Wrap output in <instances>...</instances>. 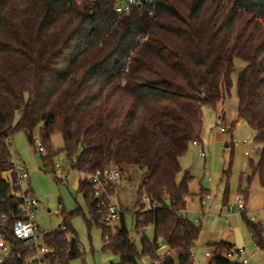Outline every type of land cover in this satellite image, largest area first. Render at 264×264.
Here are the masks:
<instances>
[{"label": "trees", "instance_id": "1", "mask_svg": "<svg viewBox=\"0 0 264 264\" xmlns=\"http://www.w3.org/2000/svg\"><path fill=\"white\" fill-rule=\"evenodd\" d=\"M115 6V0H0V235L11 251L5 264H24L17 256L28 255L14 235L25 212L13 196L10 140L21 131L33 145L37 130L44 170L55 174L54 159L64 154L67 168L82 176L78 193L89 214L79 208L45 233L52 264L83 256L70 225L74 216L101 228L102 251L119 259L112 264L142 258L195 264L201 227L185 215L194 177L186 172L178 182L180 161L191 145L202 144L204 108L217 112L230 98L237 60L246 66L237 75V120L226 133L233 148V131L245 122L261 146L258 162L249 164L251 176L240 177L239 194L246 200L255 178L264 186V0H142L121 15ZM56 135L63 140L59 151L52 144ZM110 166L120 170L119 183L136 185L130 205L116 203V232L105 225L89 184ZM224 178L228 182L230 172ZM115 187L108 188L112 199ZM127 216L142 233L140 252ZM241 217L264 252V223L246 212ZM150 227L153 240L145 235ZM209 248V264H239L225 257L233 245Z\"/></svg>", "mask_w": 264, "mask_h": 264}, {"label": "rangeland", "instance_id": "2", "mask_svg": "<svg viewBox=\"0 0 264 264\" xmlns=\"http://www.w3.org/2000/svg\"><path fill=\"white\" fill-rule=\"evenodd\" d=\"M235 66L230 98L219 105L217 112L211 107L204 108L202 146L191 145L180 161L182 172L178 176V182L186 172L194 177L190 187L191 196L186 200L185 215L191 222L201 227V234L193 251L195 264H209L210 259L207 256L210 253L209 246L222 242L231 244L235 250L245 251L250 256L256 254L249 264H264V252L255 246L241 214L238 215L237 208L238 199H243L255 222L264 223V186L259 180L255 178L251 181L246 200L239 194L240 177L243 175L246 179L251 176L249 164L258 162V150L261 146L255 142V133L245 122H239L233 131L232 136L236 142L233 148L231 136L228 133L222 134L219 129L223 126L227 132L228 126L237 120L236 81L238 73L246 64L237 60ZM218 115L225 117L224 123L219 122ZM35 139H40L38 130ZM244 141L246 144H243ZM52 144L56 151L62 149L61 136H54ZM201 150H204V157L200 155ZM10 152L13 163L23 164L29 172V179L23 182L22 188L31 191L40 204V209L35 214V222L43 232L51 233L59 229L64 216L73 214L79 208L89 217L86 202L78 193L79 180L82 176L67 168L64 154L61 153L54 159L55 179L49 171L44 170L41 154L35 151L25 133L19 131L13 135L10 140ZM225 172H230L228 182L224 178ZM115 185L113 201L130 205L136 185L129 186L125 182H118ZM201 190L204 191L202 194L211 196L205 207L201 204V199L205 200L204 195L203 197L200 195ZM227 192V206H224ZM58 210L62 211V217L55 215V211ZM125 222L130 240L140 252L142 233L135 230L130 216L126 217ZM70 225L77 234L83 254L71 264H112L119 261L113 254L102 251V230L99 226L93 224L88 228L82 216L72 217ZM118 227L120 222L111 229L116 232ZM145 235L149 240H153V228H148ZM164 250L165 248H162L160 253ZM138 264L154 263L142 258Z\"/></svg>", "mask_w": 264, "mask_h": 264}, {"label": "built area", "instance_id": "3", "mask_svg": "<svg viewBox=\"0 0 264 264\" xmlns=\"http://www.w3.org/2000/svg\"><path fill=\"white\" fill-rule=\"evenodd\" d=\"M143 1L146 3L153 2V0ZM115 3V12L121 15L124 13L125 8L141 4L142 0H115ZM152 14L153 13H151V15ZM219 129L222 134L226 133L225 127L222 126ZM235 143L236 142L234 141V144ZM243 144H246V141H244ZM193 145L200 147L197 143H194ZM33 146L35 147L36 152L40 154L45 153L41 139H34ZM201 156H205L203 150H201ZM13 173L17 177L16 187H18V189L13 192V196L22 201V207L25 212V220L18 221L14 226V235L18 241L24 244V248L28 252L26 257L19 254L17 259L22 261L24 264H52V250L44 242L45 233L41 231L35 222V214L39 211L40 204L34 197L28 194V191H25L22 188L23 182H26L29 179V172L23 164L13 163ZM51 175L53 178H56L55 174ZM120 177V170L117 167L110 166L104 170L97 171L89 178V184L93 188V196L97 203V209L100 213L104 214V223L107 227L117 225L121 219L119 209L108 192V188L115 185L119 181ZM204 197L205 200L203 199L201 202L203 207L207 205V201L211 200L210 195H205ZM143 201L146 203V207L151 209V206L148 204V200L144 198ZM237 208L238 215L246 212L248 218L255 222L253 214L248 212L243 199H238ZM55 215L62 217L63 213L58 210L55 211ZM65 230L66 228L62 227V231ZM10 254L11 251L6 241L0 235V264H5V262L9 259ZM207 256L210 257V253L207 254ZM256 256V254L250 256L245 251L235 249L225 254L226 259L239 264H249V261Z\"/></svg>", "mask_w": 264, "mask_h": 264}, {"label": "crops", "instance_id": "4", "mask_svg": "<svg viewBox=\"0 0 264 264\" xmlns=\"http://www.w3.org/2000/svg\"><path fill=\"white\" fill-rule=\"evenodd\" d=\"M201 146H202V144H201ZM204 149V148H203ZM204 151V150H203ZM200 155H201V151H200ZM201 157H204V156H201ZM40 228V227H39ZM41 229V228H40ZM42 231V230H41ZM43 232V231H42ZM43 233H45V232H43ZM167 253V249L166 250H164V252H162V253H160V255H164V254H166Z\"/></svg>", "mask_w": 264, "mask_h": 264}]
</instances>
